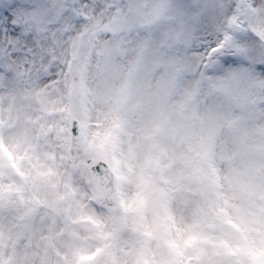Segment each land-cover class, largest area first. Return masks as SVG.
I'll return each instance as SVG.
<instances>
[{
	"label": "snow or ice",
	"instance_id": "obj_1",
	"mask_svg": "<svg viewBox=\"0 0 264 264\" xmlns=\"http://www.w3.org/2000/svg\"><path fill=\"white\" fill-rule=\"evenodd\" d=\"M0 264H264V0H0Z\"/></svg>",
	"mask_w": 264,
	"mask_h": 264
}]
</instances>
